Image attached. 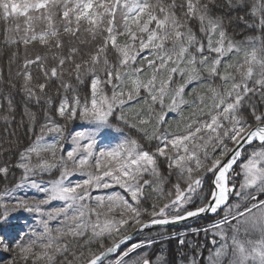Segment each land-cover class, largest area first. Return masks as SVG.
Returning <instances> with one entry per match:
<instances>
[{
	"label": "snow or ice",
	"instance_id": "snow-or-ice-1",
	"mask_svg": "<svg viewBox=\"0 0 264 264\" xmlns=\"http://www.w3.org/2000/svg\"><path fill=\"white\" fill-rule=\"evenodd\" d=\"M0 46V179L21 171L0 190V264H264V0H0ZM76 120L91 127L66 137ZM105 129L122 138L97 150ZM15 213L38 227L9 240Z\"/></svg>",
	"mask_w": 264,
	"mask_h": 264
},
{
	"label": "trees",
	"instance_id": "trees-1",
	"mask_svg": "<svg viewBox=\"0 0 264 264\" xmlns=\"http://www.w3.org/2000/svg\"><path fill=\"white\" fill-rule=\"evenodd\" d=\"M233 27L235 28V36L237 39H243V37L246 35V34H249L250 32V29H247L245 27V25L242 23V22H234L233 23ZM231 31V29H230ZM2 47V46H0ZM45 52V49L42 48V47H35V48H32V50L30 51L29 53V56L32 57L34 56L35 54H43ZM21 53H23V48L21 47ZM6 51L4 54H0V67H3L5 69V73L7 72V60H6ZM22 60H23V55H21L20 59L18 60L17 64H14L13 67H12V71H13V74L18 70V66L20 64H22ZM52 62L49 61V64H51ZM32 71H33V75L34 76H37L39 73H38V69L33 66L32 67ZM41 80H42V77H41ZM73 83H75V81H73ZM81 95H85L87 94L88 92V78L86 77L85 78V83L82 84V85H78L77 86ZM46 91H49L46 89ZM50 94L53 96V105H52V109L50 110H53L55 107H56V104H57V101L59 100V97L56 96L54 94V90L50 91ZM15 96V101L17 102V119H19V114L21 113L22 111V108L21 106L19 105V101L22 99V97L19 95V94H16L14 93L13 94ZM29 107L32 108L33 111H36L38 112V114L41 112V109L37 108L35 105L33 104H29ZM55 114V113H53ZM57 120L58 122L60 123H63V120H60L58 117H57ZM115 122V121H114ZM79 123L78 120L76 121H72V122H69L68 125H67V131L66 132H69V130H71L74 126H76L77 124ZM122 128H124V132H126L127 134L129 135H132V136H135L136 133L134 131H131L129 128H127L126 126H124L123 124L120 125ZM175 126V122L173 121V127ZM13 128L16 127L15 123L12 125ZM5 125L2 121H0V137H4L6 135L5 131ZM17 137L19 139V148L22 150L23 147H26L31 141H32V137H29V136H26V135H23L22 134V131L17 129ZM9 139H12V137H8ZM2 142V141H0ZM9 160V162H13L15 161L16 159V156L15 155H12L10 158L8 157H3V158H0V163L4 162V160ZM158 163L160 164V168L162 171H166V164L163 160V158H161ZM54 174L56 173H53L52 176H54ZM21 176V171L19 169H15L13 168L12 169V172L10 173L7 181L3 180V179H0V190H2L5 186L11 188L15 183L19 182V178ZM47 176V175H45ZM47 177H51V176H47ZM213 218L212 217H208V218H200L198 219L197 221H194L193 223H190V224H186L184 226H179V227H172V228H161V229H157V230H153L149 233H146L144 235H142L141 237H139L138 239H144V238H147L149 236H152V237H157L158 234L160 233H175L176 231H179L180 229L182 228H189L190 226L192 225H201L202 223H205L206 220L207 221H210L212 220ZM134 229H132L133 231ZM200 238V237H199ZM189 240V242H196V237H188L187 238ZM159 246V245H157ZM164 247L166 248V250H169L173 256V258H175V256L177 255V242L175 240H172V241H166Z\"/></svg>",
	"mask_w": 264,
	"mask_h": 264
},
{
	"label": "rangeland",
	"instance_id": "rangeland-1",
	"mask_svg": "<svg viewBox=\"0 0 264 264\" xmlns=\"http://www.w3.org/2000/svg\"><path fill=\"white\" fill-rule=\"evenodd\" d=\"M90 127L91 126L89 124H87L86 122L79 121V123L76 126H74L71 130H69V132L87 131V130H89ZM67 133L68 132L65 133L66 137H67ZM46 138L49 141H51L52 139H54V135H49ZM121 138H122V136L119 133H116L114 130L105 129L103 134L97 138V146H96L97 150L103 149L104 147L112 146V145L118 143ZM63 144H64L65 148H68L70 146V140H68L66 138L65 141L63 142ZM56 175H57V173L51 177L44 176V179H52V178H55ZM83 178L84 177L76 175V176L72 177L71 179L73 181H76V180H81ZM236 182L239 184V182H240L239 177L237 178ZM24 194H27L28 196H34L35 195L38 197L41 195V194H38L35 189H31L29 187H26L22 191L17 193V195H24ZM97 194L103 195L105 193L103 191L93 193V195H97ZM59 204H60V202H53L54 206H59ZM46 207H49V206H46ZM13 216H14V218L11 221V227L6 232V235L9 237V240L16 238L18 236V234L20 236H22L23 233L26 232L28 230V228L31 226H37L38 227V217L37 216L31 215L28 213H15V214H13ZM210 221L206 220L205 224L196 225V226L206 225ZM53 225H55V222H53ZM196 226H191V227H196ZM180 232H183V231H180ZM176 233H178V232H176ZM144 239H146V238H144ZM144 239H142V240H144ZM195 241L199 242V243H206V241L204 240L203 234L200 235L199 241H197V240H195ZM7 255L8 254H6V253H0V257H4Z\"/></svg>",
	"mask_w": 264,
	"mask_h": 264
},
{
	"label": "water",
	"instance_id": "water-1",
	"mask_svg": "<svg viewBox=\"0 0 264 264\" xmlns=\"http://www.w3.org/2000/svg\"><path fill=\"white\" fill-rule=\"evenodd\" d=\"M194 219H196V218L190 219V220L185 221V222H180L179 224H176V225H167V226H165V225H154V226H150V227L147 228V229H142V230L136 232V235L134 236V239H136L138 236H140V235H142L143 233H146V232H148V231H151V230H154V229H158V228H162V227L177 226V225H180V224H184V223H187V222L193 221ZM134 231H136V230H134Z\"/></svg>",
	"mask_w": 264,
	"mask_h": 264
}]
</instances>
